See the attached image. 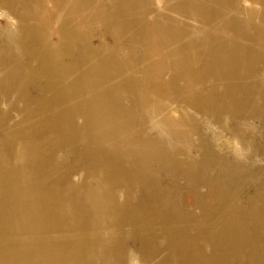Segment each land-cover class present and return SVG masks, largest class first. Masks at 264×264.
<instances>
[{"label": "bare ground", "instance_id": "bare-ground-1", "mask_svg": "<svg viewBox=\"0 0 264 264\" xmlns=\"http://www.w3.org/2000/svg\"><path fill=\"white\" fill-rule=\"evenodd\" d=\"M3 141L0 264H264V0H0Z\"/></svg>", "mask_w": 264, "mask_h": 264}, {"label": "rangeland", "instance_id": "rangeland-1", "mask_svg": "<svg viewBox=\"0 0 264 264\" xmlns=\"http://www.w3.org/2000/svg\"><path fill=\"white\" fill-rule=\"evenodd\" d=\"M209 5L212 6V4H209ZM252 8H254V7H252ZM87 32H89V31H87ZM93 32L95 34H98L97 29L93 30ZM113 35L118 37V38H120V37L131 38L134 36V33L133 32L125 33V32H119V30H114ZM85 38H86V35H85ZM106 41L112 43V36L108 37ZM93 43L98 45V43H99L98 39L97 38L93 39ZM116 47H117V45L115 47H112V48L114 50H117V51L121 50L122 53H127V54H124L125 56H129L135 50L134 46H132L128 43H123V42H121V45H119L118 48H116ZM137 52H141V49L139 47H137ZM192 52H195V50H192ZM260 64L262 65V62ZM220 90H222V88H220ZM257 125H258V123L256 122V126ZM196 128L198 129L200 134H203L204 138L195 142V144H198L199 142L204 143L205 148L207 149V151H209V152H206V154H208V156L204 155L205 153L200 152V156L198 157V161L210 159L209 155L214 159L216 154H218V153H216L218 151L216 149L213 150V148H212L213 136L211 134H209L207 137L206 136V130L201 128V125L199 124V122H197ZM225 128H226V126H222V128L218 129L217 132L220 133L222 131V129H225ZM183 129H189V128L183 127ZM246 134L248 136H251L248 131ZM41 135H42V133L38 134V136H41ZM155 135H157V133H155ZM252 136L257 138V143H259V144L262 143V141H260V139H259V136H260L259 131L256 132ZM219 137H220V145L224 149L223 152H221L223 158L225 160L234 159L233 155H231V153H230V149L227 147V143H228V141H230L229 140L230 135L225 136V133H222V136L220 135ZM163 138H165V137H163ZM5 144H6V141L0 142V153L5 152V149H6ZM179 147L187 148L186 144H184V143L179 144ZM257 160H259V158H257ZM251 161L253 162L252 159H251ZM253 164H254V162H253ZM245 165L247 166L248 163H246ZM205 166H206V169L204 171L207 173V175H210L212 177L211 178L212 181H214V182L219 181L221 183V185H223V184L226 185V188L228 190V195L236 194L237 197L242 202H248V201L250 202L251 200L255 201V202H264V190L262 188L263 182H264V169H263L264 166H262L261 163L254 164L255 168L257 169V172L255 174H253V176L249 172L242 171V169H237L231 173L232 178L222 179V180L218 178L217 170H215L209 164H205ZM154 168L156 169V166H154ZM259 168H261V170H258ZM195 169L197 170L198 168L196 167ZM198 170H200V169H198ZM200 173H201V170H200ZM92 175H95V174H92ZM175 181L177 184L176 193L172 194L168 198L169 202H195V197L192 194L191 188L184 181H180V178H179V180L176 179ZM162 182L164 185H171L172 184V182H170L166 179H163ZM91 183H94V181H91ZM252 183L257 184L256 189L254 187H252ZM122 184L123 183L118 182L116 184L115 182H113L112 184H109V187L111 189H115L117 186H120ZM241 185H243L242 188H241ZM130 186L132 187V188H130L131 191H129L131 199L128 200L127 202L136 203V202H138V195H139L138 190L136 189V187L134 185L130 184ZM200 194L202 196L204 195L205 197L204 196L203 197L206 198V190H205L204 186H201ZM132 237H133V235H130V237L128 239H130Z\"/></svg>", "mask_w": 264, "mask_h": 264}]
</instances>
